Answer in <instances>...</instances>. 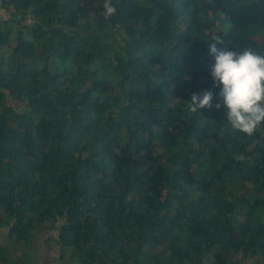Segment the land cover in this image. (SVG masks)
I'll return each instance as SVG.
<instances>
[{
  "label": "trees",
  "instance_id": "16d2710c",
  "mask_svg": "<svg viewBox=\"0 0 264 264\" xmlns=\"http://www.w3.org/2000/svg\"><path fill=\"white\" fill-rule=\"evenodd\" d=\"M103 3L0 0V263L264 264V125L186 107L213 34L264 53V0Z\"/></svg>",
  "mask_w": 264,
  "mask_h": 264
},
{
  "label": "clouds",
  "instance_id": "9594fccd",
  "mask_svg": "<svg viewBox=\"0 0 264 264\" xmlns=\"http://www.w3.org/2000/svg\"><path fill=\"white\" fill-rule=\"evenodd\" d=\"M104 17L110 18L117 12L112 0H104ZM208 45L209 55L214 58L210 65L213 87H219L218 102L213 105L211 91L192 92L186 105L190 113L213 107L224 110L230 126L247 136H252L264 125V53L252 47L238 51L219 49L224 41L213 34Z\"/></svg>",
  "mask_w": 264,
  "mask_h": 264
},
{
  "label": "rangeland",
  "instance_id": "374dc122",
  "mask_svg": "<svg viewBox=\"0 0 264 264\" xmlns=\"http://www.w3.org/2000/svg\"><path fill=\"white\" fill-rule=\"evenodd\" d=\"M10 18L9 12L2 9L0 6V23L4 22ZM14 22V21H13ZM28 22V21H27ZM26 22V24H28ZM25 24V23H24ZM23 24V25H24ZM12 104H15L12 102ZM39 237L37 238L38 241ZM44 239L45 238H40L38 241L40 244L44 245ZM56 240H51L49 242H46L45 249L44 247L41 248L40 250V255H38V250L35 248L34 245L31 243L29 244H24L18 251L16 255L9 256L8 259L6 260V264H78L80 260L78 258H75L74 261H68L65 263H60L57 260V252H56V247L57 244L54 243ZM53 250H48V248L53 245ZM0 244L5 245L6 244V231L0 227ZM14 250V249H13ZM10 255V253H8ZM69 260V258H68ZM3 264V263H0Z\"/></svg>",
  "mask_w": 264,
  "mask_h": 264
}]
</instances>
